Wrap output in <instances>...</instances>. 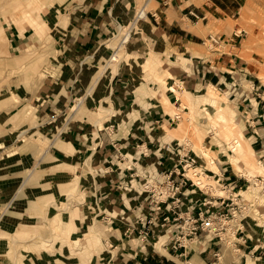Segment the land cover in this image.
<instances>
[{
    "label": "rangeland",
    "instance_id": "rangeland-1",
    "mask_svg": "<svg viewBox=\"0 0 264 264\" xmlns=\"http://www.w3.org/2000/svg\"><path fill=\"white\" fill-rule=\"evenodd\" d=\"M68 1L0 0V138L7 139V151L17 152V156L23 151L21 160L8 162L11 163L8 170L19 169L21 172L24 171L22 175L34 171L32 181L39 183L35 193L22 192L14 197L6 195L4 205L0 208V264H39V262L66 264L63 258L55 257L57 248L61 250L62 247H66V250L71 249L72 256L68 264L79 262L89 264L92 257L97 256L99 259L100 255L104 254L103 238H107L106 226L100 218L101 215L108 217L111 214L102 210H98L97 213V209L86 202L94 180L89 172L88 162L81 161L70 166L60 161L52 162L50 154L53 152L52 148L45 145L42 136L50 137L53 130L47 125L43 127L45 130L39 128L38 116H40L42 97L50 91L45 68L55 37L61 26L67 22ZM241 1L243 6L234 17L224 19L221 14V19L207 26L203 35L210 50L237 55L238 63L244 68L246 75L241 79L236 78V86L231 83L228 87L209 85L206 90L194 95L177 88L179 94L176 95L179 102L173 104L164 96L162 104L166 112L174 117L176 114H181V119L174 125L176 128L168 130L166 127L165 130L171 137H177L184 142L187 140V150L193 148L197 152L200 164L215 171H218L217 164L228 166L229 170L235 168V173L241 177L239 186L235 189L245 191L242 195L247 208L237 214L230 223L233 226L236 224L242 226L240 228L242 231L238 237H235V233L228 234L223 238V243L228 247L231 246V251L235 254L234 248L240 249L241 251H238L240 254L243 253V249L235 242H249L247 256L240 264H249L250 261L264 264V147L257 142L252 144L255 140V137H252L254 131L248 127V123L252 121L251 114L238 104L252 89L251 81H255L256 87L260 86L261 90L264 89V0ZM141 9L142 7H139L133 18L120 24L117 31L110 36L109 42L104 45L109 49L110 54L99 60L97 55H94L90 60L91 64L87 69L88 80L84 87L82 86L70 97V103H67L64 114L65 121L69 118L68 120L73 119L74 123L79 120L86 124L88 122L97 124L111 116L110 97H104L109 90V77L114 74L122 61L130 65L134 60L154 81L161 83L164 80L165 88L175 79L169 70L166 71L165 76L158 73L159 65L153 63L157 56L150 49L147 59L145 55L142 59L130 55V47L133 43L139 42V36L143 34L139 32L144 24L143 18H138ZM233 31L239 36L233 35ZM208 33L213 36L220 35L224 41L214 45L206 38ZM229 40L231 44H227ZM109 60L111 63H108ZM231 81H235V78H231ZM211 86L214 87L217 96L205 101ZM102 89H107L106 95L97 96L98 91ZM232 90L234 94L231 97ZM239 92H244L242 98ZM235 95L238 98L234 102L230 101L236 97ZM248 102L247 100L244 104ZM218 107L229 110L232 119L227 124L214 127L211 117L217 114ZM262 111L264 109H260V112ZM27 128L29 130L22 131ZM239 128L242 129L245 137ZM60 130L62 135L63 129ZM227 131L235 132L237 135L228 137ZM236 139L247 153L250 147L254 150L249 154V158L259 168L251 174V178L245 174L248 171V163L238 157L237 146L234 143ZM35 144L39 147L35 156L31 158L29 155L31 145ZM203 146L210 149L207 158L201 154ZM47 148L49 152L42 157L46 152L44 149ZM1 155L0 152V160ZM50 170L57 173L48 176ZM194 172L190 170L188 174L195 181H202V185L200 184L202 187L213 185V194L227 196V193L222 191L221 185L213 178L209 179L201 175L199 179ZM41 180L43 184H40ZM84 204L87 205L86 207L89 206V209L84 210L85 207H82L85 206ZM84 211L87 212L86 218ZM78 218L81 222L84 219L85 225L78 226ZM166 237L167 235L162 236L153 242L158 251H162ZM212 237L213 235L208 239ZM194 242L201 243L200 240ZM214 248L218 251V246L214 245ZM252 250L256 251L252 253ZM50 253L54 254V257L50 258L48 255ZM191 256L189 255L186 261L178 259L177 264H201L191 260ZM223 256L220 264H228L233 259L229 255L223 254ZM49 259L52 262H49ZM159 259L160 264H172L167 256L163 255ZM235 262L231 263L235 264ZM202 264L206 263L203 261Z\"/></svg>",
    "mask_w": 264,
    "mask_h": 264
},
{
    "label": "crops",
    "instance_id": "crops-1",
    "mask_svg": "<svg viewBox=\"0 0 264 264\" xmlns=\"http://www.w3.org/2000/svg\"><path fill=\"white\" fill-rule=\"evenodd\" d=\"M68 3L67 22L59 29L49 52L45 69L50 91L42 97L38 117H40L39 128L42 127L41 129L45 130L43 127L47 125L53 130L50 137L42 136V140L46 142L45 145L52 148L53 152L50 153L52 162L60 161L69 166L81 161L88 162L89 172L94 180L86 202L90 203L95 210L97 209V213L98 210H102L104 213L109 211L111 214L108 217L101 215L100 218L106 226L107 238H103L104 254L100 255L99 259L97 256L92 257L89 264H160L159 257L163 255L175 264L183 257L179 258V252L173 253L163 246L168 236L162 244V251L156 249L154 239L144 244L138 237L141 223L137 222V217L144 215L147 208L144 207L146 204L143 202V196L139 195L137 190L140 189V182L144 181V177L149 172H161L176 163L179 157L178 150L181 149L178 145L186 147L184 140L171 137L165 130L166 127L168 130L175 129L174 125L178 121L174 115L166 112L162 104L164 96L168 97L173 104L179 102L171 86L194 95L206 90L209 85L228 87L231 83L236 86L237 79L246 75L244 68L238 63L237 55L210 50L203 35L206 32L205 28L221 19L222 15L224 19L234 17L243 6L242 1L69 0ZM139 7L146 11L143 27L139 30L143 34L139 36V42L133 43L130 47V55L141 59L145 55L147 59L149 51H153L157 56L153 63L159 65L158 73L165 76L166 71L169 70L175 79L171 80L168 84L170 86L165 88L164 80L161 83L154 81L141 67H138L134 60L130 65L122 61L114 74L109 77L108 93L107 89H102L97 94L103 97L107 93L104 98L110 97L111 116L97 124L91 122L86 124L79 120L74 123L73 119L69 121V118L65 121L64 114L67 103H70V97L82 86L84 87L88 80L87 69L91 64L90 60L94 58V55H97L99 60L110 54L109 49H106L104 45L109 42L110 36L117 31L120 24L133 18ZM233 35H236L235 31ZM210 36L211 33H208L206 38L209 39ZM229 43L231 44L230 40L227 44ZM177 62L179 64H176ZM108 63H111V60ZM231 78H235V81H231ZM251 83L253 86L255 81ZM233 94L232 90L230 96L232 97ZM239 96L243 97L241 92ZM214 97L216 96L208 94L205 101ZM237 98L236 96L229 99L234 102ZM248 98L253 104L252 107L249 102L244 104L246 102L244 97L238 104L247 109L244 111L251 114L252 121L248 125H255V130L259 133V137L252 135L255 137L253 142L257 141L263 146L264 111L260 112L263 107L257 106L253 93L249 94ZM60 129H63L62 135H60ZM239 129L242 132V129ZM27 130L29 128L22 131ZM7 143L6 138H0L2 154L0 208L4 205L6 195L14 197L22 192L35 193L39 184L38 181H32L34 171L22 175L24 171L21 172L19 169L8 170L11 166L8 162L21 160L23 151H20L21 154L17 156V152L7 151ZM31 146L29 155L32 158L39 146L37 144ZM49 148L44 149L46 152L42 154V157L49 152ZM204 148L210 152L208 147L204 146ZM190 149L197 154L193 148ZM180 152H183L182 149ZM217 167L218 171L204 165L197 166L205 173H207L205 169H208L216 177L220 176L230 187L239 186L241 177L237 176L234 167L232 170H229L228 166L223 167L222 164L220 166L217 164ZM55 173L50 170L47 174L53 176ZM40 184H43L42 180ZM130 185L134 188H126ZM23 187L26 188L23 189ZM86 206H82L85 207L84 210L89 209V206ZM77 220L78 226L85 225L84 219L82 222L79 218ZM128 227H134V232L126 234ZM154 229L156 234L160 232L159 228ZM235 237H237L236 234ZM251 237L254 238L252 235ZM135 241L137 243H134ZM208 242L207 239L201 243L191 244L193 247L189 254L192 255L191 260L201 264L203 261L206 264H220L224 254L233 258L228 264L233 261H236L235 264H240L247 256V248L250 247L249 242H238L236 245L243 249V253L239 254L238 251L241 250L233 247L235 254L231 251V246H226L222 240V257L217 260L214 255L215 244ZM203 243L205 247L200 249ZM226 247L228 249H225ZM255 251L252 250V253ZM70 253V248L68 250L66 247H62L61 250L57 248L55 257L63 258L68 264L72 256ZM48 255L50 258L54 257L52 253ZM227 260L229 261L230 258ZM49 262H52L51 259ZM39 264L44 263L39 262Z\"/></svg>",
    "mask_w": 264,
    "mask_h": 264
},
{
    "label": "built area",
    "instance_id": "built-area-1",
    "mask_svg": "<svg viewBox=\"0 0 264 264\" xmlns=\"http://www.w3.org/2000/svg\"><path fill=\"white\" fill-rule=\"evenodd\" d=\"M196 17H198L196 15ZM236 36H239L236 33ZM214 45H219L224 40L221 36L209 37ZM253 93L257 106L264 109V89L253 83V87L248 94L244 96V101L251 103L248 95ZM259 137V133L255 130V125H248ZM257 141L253 142L256 143ZM187 147V141H185ZM183 152L178 150V160L172 167L157 173L149 172L144 177V181L140 182V189L137 190L139 195L143 196L144 206L147 212L137 217V222L141 223L138 231L140 240L147 244L152 239L157 240L161 236H168L163 246L173 253L179 252L178 257L187 260L192 250L191 244L196 240L212 242L218 246L215 257L220 260L219 242L222 240V234L231 227V221L237 214L246 210L247 205L241 194V189L236 190L225 183L220 176L216 177L211 172L213 178L221 183L222 187L228 191L227 196L212 195L210 188H202L191 177L188 176V168L193 166H202L199 163V156L192 149H186L184 145H178ZM264 147V145H263ZM133 181V179H132ZM131 181V184H132ZM133 189L132 185L126 187ZM143 205V204H142ZM236 236L242 231L239 225H234ZM154 228H159L160 232L156 234ZM134 227H128L126 234L133 233ZM218 239V241H216ZM239 241L235 242L238 243ZM246 242V241H245ZM191 246V247H190ZM202 246H205L203 243ZM177 264V263H175ZM233 264V263H230Z\"/></svg>",
    "mask_w": 264,
    "mask_h": 264
},
{
    "label": "bare ground",
    "instance_id": "bare-ground-1",
    "mask_svg": "<svg viewBox=\"0 0 264 264\" xmlns=\"http://www.w3.org/2000/svg\"><path fill=\"white\" fill-rule=\"evenodd\" d=\"M146 11H144L143 9H141V11H140V13L138 14V18H144L145 16H146V13H145ZM240 32V31H239ZM125 39V38H124ZM124 43V42H123ZM253 87V86H252ZM171 88L175 91V93H178L179 94V91H178V89L176 88V87H174V86H171ZM210 90H209V96H217V93L213 90V87H210L209 88ZM228 115H230V112H229V110H227V109H224L223 107H219L218 108V112H217V114L215 115V116H213V117H211V120H212V124L214 125V127H217L218 125H220V124H227V122L228 121H231V119H232V117H231V115H230V117H228ZM176 118L178 119V120H180L181 119V114H177L176 115ZM237 135V133H235V132H229V131H227V136L229 137H234V136H236ZM235 144H236V146H237V150H238V156H239V158H241V159H245L246 160V162L248 163V171L245 173L246 174V176H248L249 178H251V174L257 169V168H259V167H256V165H254V162H252L251 161V159L249 158L250 156H249V154L250 153H253V149L250 147V148H248V153H247V151L244 149V147L242 146V144L241 143H239L238 141H237V139L235 140V142H234ZM202 149V148H201ZM201 154L203 155V156H205V158H207L208 157V155L210 154V152L206 149V148H204V146H203V149L201 150ZM261 161V160H260ZM214 162V161H213ZM262 162V161H261ZM260 163V162H259ZM262 164V163H261ZM190 170H193V171H195L194 173H195V175L196 176H199V177H197V178H199L200 179V176L201 175H205V177L206 178H209V179H211V178H213L212 176H210L208 173H205L204 171H201V170H199L198 168H197V166H193V167H190V168H188V172H187V174L189 173V171ZM188 176L189 177H191L194 181H195V179L192 177V176H190L189 174H188ZM214 179V178H213ZM214 181H216L217 183H219L220 185H221V183L216 179H214ZM197 184H199V186H200V184L202 185V181H195ZM208 184V183H207ZM201 187V186H200ZM202 188H204V189H206V188H210L211 189V194L212 195H217V194H213L212 192H213V190H214V188H213V185H210V184H208L206 187H202ZM221 189H222V191L223 192H226L227 193V195H228V191L227 190H225L223 187H222V185H221ZM242 193H245V191H241V194ZM218 196H224V195H218ZM232 226L233 225H231V227H229L228 228V231L227 232H225V233H223L222 234V240H223V238H225V236H227L228 234H236V231H235V228L233 227L232 228ZM211 236V235H210ZM160 239V238H159ZM158 240V239H157ZM221 240V241H222ZM220 241V242H221ZM220 242H219V244H220ZM227 246V245H226ZM220 259H221V257H222V254H221V250H220ZM249 264H255V262L254 261H250V263Z\"/></svg>",
    "mask_w": 264,
    "mask_h": 264
}]
</instances>
